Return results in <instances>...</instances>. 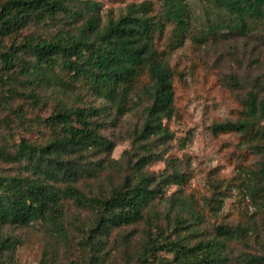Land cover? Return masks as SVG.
Returning <instances> with one entry per match:
<instances>
[{"label":"trees","instance_id":"1","mask_svg":"<svg viewBox=\"0 0 264 264\" xmlns=\"http://www.w3.org/2000/svg\"><path fill=\"white\" fill-rule=\"evenodd\" d=\"M191 1L164 0L163 10L157 13L151 1L131 3L126 12L105 21L95 0L0 3V86L4 87L0 107L13 109V100L19 96L39 106L44 102L43 88H54L72 98L70 104L59 102L43 118L50 130L46 139L21 137L10 145L0 142V160L19 167L0 172V264H19L16 248L20 239L4 234L6 226L40 223L50 237L69 244V200L91 216L83 227L81 254L68 264H122L109 259V239L116 230L140 223L144 225L127 264H229L230 245L259 234L258 227L250 232L247 224L220 223L206 237L201 231L205 212L193 205L175 214L169 211L164 218L154 203L163 192L162 183L180 182L184 176L174 170L164 177L161 174L158 181L157 174L144 170L146 157L139 158L131 173L105 191L89 192L79 184L97 173L88 155L109 154L115 147L101 131L104 119H117L139 103L134 95L144 76L149 81L143 93L150 103L140 137L145 140L160 135L166 141L172 136L164 119L175 112L173 70L163 57L164 51H159L156 38L168 25L173 26L172 49L189 35L197 36L200 17ZM200 1L218 10L214 21L208 19L211 32L229 29L248 34L264 22V0ZM33 23L48 24L55 30L19 41L22 31ZM84 95L103 101V105H78ZM246 105L244 119L215 123L213 130L243 132L252 134L254 141L263 140L258 144L259 168L252 171L249 188L264 206V128L258 126L259 117L264 116V101L252 91ZM15 113L24 120L22 107ZM171 203L175 204V199ZM49 254L51 247L44 250V262L49 261ZM241 256L244 264H264V253Z\"/></svg>","mask_w":264,"mask_h":264},{"label":"rangeland","instance_id":"2","mask_svg":"<svg viewBox=\"0 0 264 264\" xmlns=\"http://www.w3.org/2000/svg\"><path fill=\"white\" fill-rule=\"evenodd\" d=\"M95 1L100 4L105 21L126 12L129 4L143 1H151L153 11L157 13L163 10L164 0ZM190 5L200 17L196 37L189 35L181 46L172 49L173 26L168 25L165 33L156 38L159 51H164L163 57L173 70L175 112L164 119L172 136L166 141L160 135L145 140L140 137L146 119L145 108L150 103L143 93V87L149 81L144 76L134 95L139 103L117 119L113 116L104 119L106 122L101 131L115 142V147L109 154L93 152L88 155L97 173L86 176L79 184L89 192L105 191L126 173H131L141 157L147 160L144 170L157 174L158 181L161 174L164 177L178 170L184 180L162 183L163 192L155 198V208L164 218L169 211L175 214L186 205L204 211L206 218L201 222V231L206 233V237L214 233L220 223L247 224L250 232L258 227V235H252L247 242H234L229 247V264H244L241 260L243 253H264V206L252 196L249 188L252 171L259 168L261 155L258 144L263 140L254 141L252 134L243 132H215L213 125L244 119L252 91L258 94L260 101H264V22L259 29L248 34L232 33L229 29L215 33L208 31V24L215 20L218 10L200 0H193ZM54 30L48 24L33 23L22 31L19 41L28 35H49ZM0 91L2 98L3 86H0ZM41 93L44 102L39 106L19 96L13 100V109L0 107L1 143L10 145L21 137L44 140L49 136L50 130L43 118L49 116L59 102L64 100L70 104L72 98L54 91V88H43ZM90 102L98 107L103 105V101H95L87 95L78 105ZM19 107L26 113L21 121L15 113ZM259 120L260 125H257L264 128V116ZM18 168L0 160V172ZM173 199L175 204L171 203ZM184 213L191 218L188 211ZM90 216L73 200L67 202L69 244L61 238L55 240L50 237L47 230L36 222L29 226H6L3 233L20 239L16 248L19 264H68L70 259L81 254L83 227H86ZM143 225L140 223L114 232L107 247L110 260L127 264ZM48 247H51L50 258L44 262V250Z\"/></svg>","mask_w":264,"mask_h":264}]
</instances>
